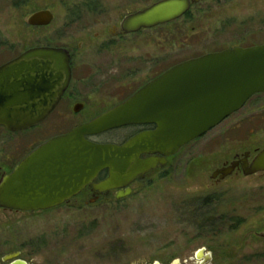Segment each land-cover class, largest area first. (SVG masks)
Returning <instances> with one entry per match:
<instances>
[{
    "label": "rangeland",
    "instance_id": "obj_1",
    "mask_svg": "<svg viewBox=\"0 0 264 264\" xmlns=\"http://www.w3.org/2000/svg\"><path fill=\"white\" fill-rule=\"evenodd\" d=\"M82 1L90 2L0 0V64L31 48L65 46L73 38L76 44L85 32L95 34L118 25L114 18L128 8L142 9L159 0H100L113 20H95L93 14L82 18ZM40 10L53 14L52 23L28 26L25 19ZM139 35L130 38L133 43L128 47L164 49L166 68L209 53L259 46L264 44V0H207L183 18ZM138 76L129 83L136 84ZM249 112L252 116L223 138L217 136L210 146L204 139L185 148L163 175L142 183L121 202L63 215L0 214V259L20 248L23 257L37 264H131L158 247L189 253L207 245L215 253L214 264H264V182L245 179L217 188L209 180L214 160L264 145V94L252 98L239 113ZM228 126L226 122L219 131ZM43 133L40 125L12 135L0 130V163L5 155L40 140ZM105 133L101 139L115 137L111 131Z\"/></svg>",
    "mask_w": 264,
    "mask_h": 264
},
{
    "label": "water",
    "instance_id": "obj_2",
    "mask_svg": "<svg viewBox=\"0 0 264 264\" xmlns=\"http://www.w3.org/2000/svg\"><path fill=\"white\" fill-rule=\"evenodd\" d=\"M204 1L159 0L126 16L120 28L131 34L166 25L186 15L191 5ZM53 18L49 10H40L30 14L25 23L46 27ZM69 76V59L62 48H31L2 65L0 127L18 133L39 125L57 105ZM259 94H264V44L226 49L178 64L94 120L33 150L1 181L0 206L21 211L52 208L78 193L103 170L108 171V177L98 185L99 191L126 186L156 165L155 159L141 161L142 153L175 154ZM142 124L156 128L122 145H100L85 139ZM261 171L264 149L246 174Z\"/></svg>",
    "mask_w": 264,
    "mask_h": 264
},
{
    "label": "flooded vegetation",
    "instance_id": "obj_3",
    "mask_svg": "<svg viewBox=\"0 0 264 264\" xmlns=\"http://www.w3.org/2000/svg\"><path fill=\"white\" fill-rule=\"evenodd\" d=\"M193 6L195 5H191L190 9ZM79 7L83 10V14L81 15L82 18L88 16V14H93L94 17H92L96 18L95 20L100 19L98 17H101V19L105 17L106 20L107 18L113 20V17L108 16L109 13L103 8V4L100 0H90V2L87 3L82 1ZM142 9L130 10L128 8L124 14L118 17V19L114 18L117 22L119 21L118 25L113 24L106 30L95 34L85 32L79 39H77L76 44V40L73 38L71 44L59 47L54 46V48H62L67 53L70 69L69 81L55 108L47 118L39 124L40 126H43V137L38 141H36L37 139L33 140L34 144L30 143L26 145L24 151L15 150L12 151V155L8 154L4 156V162L0 163V183L5 177L12 173L28 154L44 142L54 137L65 135L78 126L94 120L114 106L124 102L142 87L161 76L170 68L194 59L191 58L166 68L164 49L135 51L133 48H129L128 46L133 43L130 39L132 36H140L139 34L144 31H151L165 26L161 25L151 29H142L131 34L124 33L120 28L122 20L126 16ZM77 14H79V11L75 13L76 17ZM157 37L160 41L164 39L161 32L158 33ZM135 52L137 54H135ZM20 54L0 64V67L17 58ZM141 74H145V76L141 78ZM136 75H139L137 78L138 82L136 84L129 83V80ZM260 95L261 94L256 96ZM251 99L241 110L230 115L220 125L211 129L203 136L183 146L173 155L165 157L156 153H142L139 156L141 161L155 159L157 160L156 165L153 169H150L143 175L133 179L126 186L99 191L97 188L98 185L104 182L108 177V171L103 170L78 193L52 208L21 211L0 206V214L7 217H34L54 213L63 215L68 211H86L97 204H105V206H109L111 203L121 202L133 195L135 188L142 185V183H145L151 178L163 175L167 168L173 166V162L178 154L188 146H193L198 142L200 143L204 139H206V143L210 146V141L213 143V140L217 136L223 138L226 131L237 129L244 118L252 116V112L244 115L239 113L247 104H249ZM241 116L242 118L237 119ZM262 119L263 118H261V120ZM226 122H229V126L219 131L220 127ZM65 123H68V125L62 126ZM155 128L154 125L150 124L128 125L111 130L115 135L113 139H101L106 133L96 136H86L85 139L100 145H122L139 135L153 132ZM0 130L9 135L16 134L9 133L2 127H0ZM263 149L264 145L253 147L247 146L239 151L235 150L226 156L219 157L216 161L214 160L212 171L209 176L211 185L218 188L228 182H238L245 179H255L264 182V171L254 174H246L253 160ZM127 190L129 191V194L126 195ZM114 212L116 213L117 211L115 210ZM22 254L23 252L20 248L10 249L1 257L0 262L1 264H12L13 262L37 264L35 259H27L26 257H23ZM11 255L16 256L12 258L10 257L8 261H4L5 257L7 258V256ZM221 258L224 259L226 257L221 256ZM130 262L131 264H214L215 253L207 245L200 246L189 253H170L166 248L158 247L152 253H145L144 255L137 256ZM55 264L62 263L55 262Z\"/></svg>",
    "mask_w": 264,
    "mask_h": 264
}]
</instances>
